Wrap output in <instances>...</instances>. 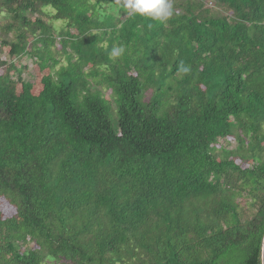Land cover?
Listing matches in <instances>:
<instances>
[{"label": "trees", "instance_id": "1", "mask_svg": "<svg viewBox=\"0 0 264 264\" xmlns=\"http://www.w3.org/2000/svg\"><path fill=\"white\" fill-rule=\"evenodd\" d=\"M172 3L0 0V264H261L264 0Z\"/></svg>", "mask_w": 264, "mask_h": 264}, {"label": "clouds", "instance_id": "2", "mask_svg": "<svg viewBox=\"0 0 264 264\" xmlns=\"http://www.w3.org/2000/svg\"><path fill=\"white\" fill-rule=\"evenodd\" d=\"M116 4L126 9L130 16L146 17L154 22H165L173 16L172 0H116ZM124 51L123 47H114L110 56L120 57ZM178 71L187 74L190 67L181 62Z\"/></svg>", "mask_w": 264, "mask_h": 264}, {"label": "rangeland", "instance_id": "3", "mask_svg": "<svg viewBox=\"0 0 264 264\" xmlns=\"http://www.w3.org/2000/svg\"><path fill=\"white\" fill-rule=\"evenodd\" d=\"M219 13L222 15H227V13L225 11H221ZM6 24H7V18L0 16V25L3 26ZM11 38H13V33L10 31L7 32L6 34H4V33L0 34V42L2 39H11ZM55 49L59 50L60 49L59 45H56ZM7 51H8V48L0 47V61L5 62L6 65H8L10 62V59L7 57ZM59 62H60L59 65H64L66 63L64 56L59 60ZM35 63H36L35 58L30 57V56H26V55H23L20 59H18L17 65H20L22 68L25 67L20 73L23 81H26L28 83H34L35 82L36 74L38 73V67ZM5 67H6L5 65H0V72L2 70H4ZM56 67H58V66H56ZM13 78H16V74L13 75ZM107 93H108V91L106 92V94ZM233 144H235V142L228 145V148L233 147ZM263 155H264V153H263Z\"/></svg>", "mask_w": 264, "mask_h": 264}, {"label": "water", "instance_id": "4", "mask_svg": "<svg viewBox=\"0 0 264 264\" xmlns=\"http://www.w3.org/2000/svg\"><path fill=\"white\" fill-rule=\"evenodd\" d=\"M261 264H264V236H263L262 246H261Z\"/></svg>", "mask_w": 264, "mask_h": 264}]
</instances>
